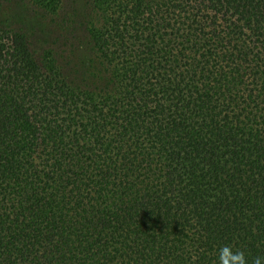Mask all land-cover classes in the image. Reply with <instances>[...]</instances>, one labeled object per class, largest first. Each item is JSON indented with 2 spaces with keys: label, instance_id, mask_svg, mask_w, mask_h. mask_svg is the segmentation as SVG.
<instances>
[{
  "label": "trees",
  "instance_id": "obj_1",
  "mask_svg": "<svg viewBox=\"0 0 264 264\" xmlns=\"http://www.w3.org/2000/svg\"><path fill=\"white\" fill-rule=\"evenodd\" d=\"M89 3L91 80L0 21V264L264 256V0Z\"/></svg>",
  "mask_w": 264,
  "mask_h": 264
},
{
  "label": "rangeland",
  "instance_id": "obj_2",
  "mask_svg": "<svg viewBox=\"0 0 264 264\" xmlns=\"http://www.w3.org/2000/svg\"><path fill=\"white\" fill-rule=\"evenodd\" d=\"M89 0H63L54 15L44 14L24 0L0 3V21L23 31L36 54L54 50L64 69L79 79L91 80L97 64L88 46L92 21ZM90 73V74H89Z\"/></svg>",
  "mask_w": 264,
  "mask_h": 264
},
{
  "label": "clouds",
  "instance_id": "obj_3",
  "mask_svg": "<svg viewBox=\"0 0 264 264\" xmlns=\"http://www.w3.org/2000/svg\"><path fill=\"white\" fill-rule=\"evenodd\" d=\"M218 264H249L243 251H234L231 246H222L218 250ZM251 264H264V256L252 259Z\"/></svg>",
  "mask_w": 264,
  "mask_h": 264
}]
</instances>
